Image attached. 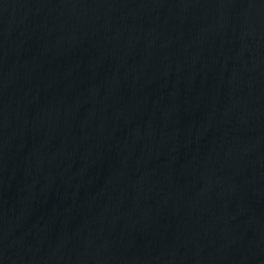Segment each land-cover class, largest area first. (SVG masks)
Masks as SVG:
<instances>
[{"label":"water","instance_id":"95a60500","mask_svg":"<svg viewBox=\"0 0 264 264\" xmlns=\"http://www.w3.org/2000/svg\"><path fill=\"white\" fill-rule=\"evenodd\" d=\"M0 264H264V0H0Z\"/></svg>","mask_w":264,"mask_h":264}]
</instances>
